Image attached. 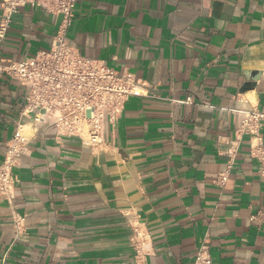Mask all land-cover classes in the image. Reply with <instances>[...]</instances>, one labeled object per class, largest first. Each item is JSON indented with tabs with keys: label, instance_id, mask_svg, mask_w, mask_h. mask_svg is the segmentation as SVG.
Segmentation results:
<instances>
[{
	"label": "crops",
	"instance_id": "1",
	"mask_svg": "<svg viewBox=\"0 0 264 264\" xmlns=\"http://www.w3.org/2000/svg\"><path fill=\"white\" fill-rule=\"evenodd\" d=\"M61 22L19 7L0 61L48 49ZM66 38L131 73L141 95L100 146L26 124L12 175L24 226L16 236L0 197V264H193L200 243L213 264H264V176L251 153L264 121L238 134L235 111L264 109V0H78ZM24 94L0 77V162Z\"/></svg>",
	"mask_w": 264,
	"mask_h": 264
},
{
	"label": "built area",
	"instance_id": "2",
	"mask_svg": "<svg viewBox=\"0 0 264 264\" xmlns=\"http://www.w3.org/2000/svg\"><path fill=\"white\" fill-rule=\"evenodd\" d=\"M77 1L1 0L0 41L21 6H39L62 18L48 49H40L20 61H0V77H9L25 88L14 133L0 162V197L11 208L16 236L24 226V217L14 211L12 175L21 156L28 151L26 124L52 128L57 137L77 136L86 145L100 146L105 143L106 128L116 124L129 97L141 95L140 86L131 73L110 67L102 59L86 57L68 43L67 28ZM235 111L240 116L236 132L258 135L264 109ZM251 153L258 159L259 172L264 176L262 142L251 145ZM222 154L231 158L235 151L228 148ZM218 180L224 184L227 174L221 173ZM251 218L261 220L258 215ZM193 264H213L205 243L196 247Z\"/></svg>",
	"mask_w": 264,
	"mask_h": 264
},
{
	"label": "water",
	"instance_id": "3",
	"mask_svg": "<svg viewBox=\"0 0 264 264\" xmlns=\"http://www.w3.org/2000/svg\"><path fill=\"white\" fill-rule=\"evenodd\" d=\"M256 75H258V71H249L246 74L247 80L245 85H251V81L254 82V80L257 79Z\"/></svg>",
	"mask_w": 264,
	"mask_h": 264
}]
</instances>
